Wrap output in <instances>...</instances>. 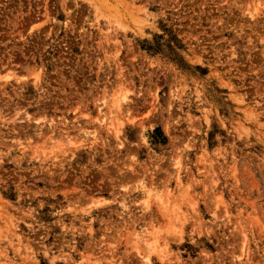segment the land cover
I'll return each mask as SVG.
<instances>
[{"label": "rangeland", "instance_id": "374dc122", "mask_svg": "<svg viewBox=\"0 0 264 264\" xmlns=\"http://www.w3.org/2000/svg\"><path fill=\"white\" fill-rule=\"evenodd\" d=\"M0 264H264V0H0Z\"/></svg>", "mask_w": 264, "mask_h": 264}, {"label": "bare ground", "instance_id": "6f19581e", "mask_svg": "<svg viewBox=\"0 0 264 264\" xmlns=\"http://www.w3.org/2000/svg\"><path fill=\"white\" fill-rule=\"evenodd\" d=\"M114 100H116V99H114ZM118 101L116 100V102H112V105H116V106H118V103H117ZM104 104V103H103ZM104 106V105H103ZM103 106L102 107H100V110L103 108ZM101 113V112H100ZM149 196V195H148ZM146 204H148V201H147V199H144L143 200ZM159 202H162V199H161V197H159ZM147 206V205H146ZM167 206V205H166ZM149 247V246H148ZM154 250V248H153V246H151L150 245V247H149V251H153ZM146 259H149V256H146L145 257Z\"/></svg>", "mask_w": 264, "mask_h": 264}]
</instances>
